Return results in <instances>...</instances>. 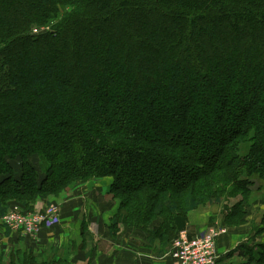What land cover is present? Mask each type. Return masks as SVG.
I'll return each instance as SVG.
<instances>
[{"label":"trees","instance_id":"obj_1","mask_svg":"<svg viewBox=\"0 0 264 264\" xmlns=\"http://www.w3.org/2000/svg\"><path fill=\"white\" fill-rule=\"evenodd\" d=\"M255 174L264 0H0V220L110 178L109 231L141 232L162 256L191 212L245 195ZM2 229L25 248L0 264H77ZM245 254L264 264V244Z\"/></svg>","mask_w":264,"mask_h":264},{"label":"crops","instance_id":"obj_2","mask_svg":"<svg viewBox=\"0 0 264 264\" xmlns=\"http://www.w3.org/2000/svg\"><path fill=\"white\" fill-rule=\"evenodd\" d=\"M106 179L110 180V178L96 180L98 182L96 185L98 186L100 183L108 185L109 188L111 182L106 184L104 181ZM89 185L94 186L95 184L90 183ZM92 190L97 193L91 191L93 194L89 192V195L88 192L82 191L76 194L71 199L73 201L63 206L62 215L54 224L42 227L33 241L36 249L43 251L50 246H56L59 250L68 252L67 261H75L77 264H173L166 253L162 256L155 255L154 247L149 245L147 236L141 232L139 234L125 232L122 230V226H118L119 231L117 229L118 232L116 231L112 235L108 222L116 213L118 206L114 207L116 210L109 208L107 204L109 201L104 198L105 196L110 198V194L105 187L104 189L101 186L96 189L92 187ZM96 199L100 205L96 204ZM68 206L69 211L65 213ZM193 214L194 211L188 215L186 222L180 223L183 231H186L190 237L196 236L202 229L199 228V223L193 219ZM246 227L247 223L244 226L229 228L226 235L218 238L216 253L219 260L224 261L225 264H242L247 261V257L244 255L245 250L242 249L243 245L254 248L258 247L260 242L264 244V240L260 241L256 232L255 235L254 233L250 235V229ZM116 233L118 234L116 235ZM0 234L3 235L1 227ZM246 235L253 238V241L249 242ZM3 238L10 239L11 237L3 236ZM13 239L15 240V238ZM155 246L157 247L158 244L156 243Z\"/></svg>","mask_w":264,"mask_h":264},{"label":"rangeland","instance_id":"obj_3","mask_svg":"<svg viewBox=\"0 0 264 264\" xmlns=\"http://www.w3.org/2000/svg\"><path fill=\"white\" fill-rule=\"evenodd\" d=\"M247 146L248 145H245L242 148V150H241L242 155H245L247 153V151H248ZM31 163L37 170L43 171V169H44L43 165L41 162H39V160L36 157L31 159ZM250 179H251L252 184L249 186V191L245 195L233 194L232 192L227 191L224 194V196H222V200L220 201V203L204 205V206L199 207L197 210H195L194 214H193L194 215L193 219L197 223H199V228L203 229L207 225H215V224L218 226H225L227 228V232L225 233V235H226L229 231V227L226 224L230 219L229 218L230 210L234 209V211H236V213H235L236 218H234L235 220L233 218L232 219L234 221H237L244 214L245 215L244 224L247 223L246 228L250 229V235L252 233H254V235H255V232H256V236H257V233L260 234L261 233L260 231H262L263 234L258 235V236L260 237V241L264 240V223L261 220L262 219L261 217H262L263 212H264V178L259 176L258 174H255ZM96 180H98V179H91V181L89 180L90 182L87 181L84 184L72 186V188H69L68 191L65 192L63 195L60 194L58 196L51 197L49 199V201H41V200L35 199L34 202H32V203L30 202L32 204L31 206H33V211L28 213V214L39 212V211H44L45 209L55 207L57 209V212H55L54 216L52 217V223L54 224L55 221L59 218V216L62 215L61 212L63 210H61V209L63 208V206H65L66 203L73 201L71 199L74 198L76 196V194H78L79 192L83 191V192H88V194H89V192L93 191V192L97 193V191L92 190V187H93V189H96L97 187L100 188V186L102 189H104V187H105V189H108V190L110 189V185H109V188H108V185H102L100 183H99L100 186L99 185L97 186L96 183H98V182H96ZM104 181L106 184H109L112 180L106 179ZM90 183H93V185L94 184L95 185L91 186V185H89ZM104 199H108L109 203H107V204L109 205V208H111L112 210H116V209H114V207L117 208V206H118L117 199H114L111 195H110V198L108 196H105ZM66 200H67V202H65ZM47 202H49V203H47ZM113 202H116V203H113ZM96 204L100 205V204H98L97 199H96ZM14 206H16V205H14ZM16 207H18V206H16ZM66 209H67V212H65V213H68L69 206ZM64 219H66V218H64ZM248 223H249V225H248ZM244 224H242V225L244 226ZM160 225H161L160 220L153 221L150 224V229H153L154 227L160 226ZM242 225H239V226H242ZM108 226H110V221L108 222ZM118 226H122V225H118ZM0 227L3 228L2 222H0ZM117 229H118V227H117ZM122 230H124V228H122ZM118 231H119V229H118ZM117 234L118 233H116V235ZM3 236H4V232H3V235L0 234V245L2 246L0 248V250L3 249V251L6 254L10 253V251H12L14 249L25 248L23 246L24 244L22 242H19V241L13 239L14 237H16V235L12 234L10 236L11 237L10 239H6V238L4 239ZM246 237L248 238L249 242L253 241V238H250L249 235L248 236L246 235ZM35 238H31V241L28 244L32 245V248L34 246V251L36 253H43L44 251L48 250L49 248H56L57 250H59L56 246H50L43 251L40 250L41 252H39L33 243ZM261 244L262 243L260 242L259 245H261ZM256 247L257 246L252 248V247H249L247 245H243L242 249L245 251L248 250V253L255 254ZM58 254L61 257H63L64 259L68 258V252L65 250H59ZM244 255L246 256L245 253H244ZM167 256H168V254H167Z\"/></svg>","mask_w":264,"mask_h":264},{"label":"built area","instance_id":"obj_4","mask_svg":"<svg viewBox=\"0 0 264 264\" xmlns=\"http://www.w3.org/2000/svg\"><path fill=\"white\" fill-rule=\"evenodd\" d=\"M36 33V30H34ZM57 212L55 207L31 214H23L19 207L11 208L1 219L3 226L14 233H20L24 238H35L41 230V225L52 223V217ZM225 226L207 225L194 237H189L186 231L179 233L173 241L168 257L173 264H223L216 253L218 238L225 235ZM36 239V238H35Z\"/></svg>","mask_w":264,"mask_h":264}]
</instances>
